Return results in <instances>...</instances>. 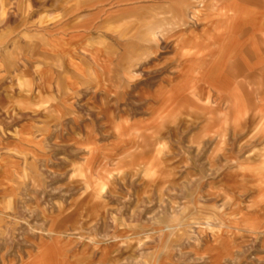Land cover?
I'll use <instances>...</instances> for the list:
<instances>
[{"label": "rangeland", "instance_id": "rangeland-1", "mask_svg": "<svg viewBox=\"0 0 264 264\" xmlns=\"http://www.w3.org/2000/svg\"><path fill=\"white\" fill-rule=\"evenodd\" d=\"M258 2L0 0V264H264Z\"/></svg>", "mask_w": 264, "mask_h": 264}, {"label": "crops", "instance_id": "crops-1", "mask_svg": "<svg viewBox=\"0 0 264 264\" xmlns=\"http://www.w3.org/2000/svg\"><path fill=\"white\" fill-rule=\"evenodd\" d=\"M256 6H257V9L261 11L258 12L259 14H257V17H254V18L248 17V21L254 24V29L252 28L253 30L249 31L250 34L246 40V43H248L246 46H248L249 49L251 48L259 49V56L252 62L251 60L247 61L246 65L249 64L253 68L259 67L262 80H264V46H263L264 45L263 44L264 43V5L258 2ZM246 8L252 9V7H250L249 5L246 6ZM256 41H258V44H259L257 46L255 44ZM263 110H264V103H263Z\"/></svg>", "mask_w": 264, "mask_h": 264}]
</instances>
